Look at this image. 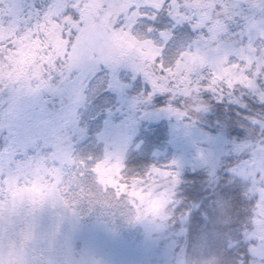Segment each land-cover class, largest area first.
<instances>
[{
    "label": "snow or ice",
    "instance_id": "1",
    "mask_svg": "<svg viewBox=\"0 0 264 264\" xmlns=\"http://www.w3.org/2000/svg\"><path fill=\"white\" fill-rule=\"evenodd\" d=\"M222 4L223 7L216 4L212 18L208 19L206 12L198 10L195 0H0V92L17 98L24 96L25 88L35 98L59 94L76 130L59 140L72 160L63 187L66 208L75 213L85 199L90 205L105 206L107 201L111 207H130V193L146 192L157 185V190L164 188L170 192L169 223L173 227H181L185 222L206 226L215 217L217 202L229 204L233 210H245L242 220L255 215L260 197L248 195L251 181L237 182L238 163H218L200 177L194 173L188 203L181 192L186 181L177 161L171 162L174 170L152 165L137 173L129 168V153L143 146V141L133 145V136L110 139L107 133L100 132L96 140L102 148L101 155L77 151L78 145L88 141L80 112L89 103L88 88L94 81H101L97 98L108 92L123 96L139 85L134 106H151L154 100L161 105L153 112H145L146 118H188L192 112L208 110L206 96L218 102L227 97L247 109V95L264 107V68L258 74L248 70L246 85L220 79L207 67L184 70L194 52L211 54L229 43L253 47L264 60V39L245 41L248 20L257 14L264 17V0L259 11L248 0H238V5L236 0H222ZM216 23L224 27L219 37L214 31ZM25 56H31V64L26 77L21 79L16 72ZM243 118L251 125L246 131L258 130L259 143L264 145V113ZM11 136L9 129L0 128V137L10 140ZM56 148L57 144L52 143L20 149L7 144L0 149V208L10 199V181L20 167L37 160L52 166L56 163ZM238 153L239 163L255 166L252 152ZM199 158L204 160L202 152ZM101 166L114 169L111 180L115 187H109L107 193H102L97 183ZM210 175L213 187L208 186ZM256 177L260 187H264L259 171ZM234 227L241 231L236 235V243L227 246L228 253H235L237 264H252L256 259L249 252L252 242L244 243L241 239L247 225ZM46 260L47 252L38 243L28 248L26 264H46ZM0 264H4L3 256ZM70 264L77 261L71 260ZM258 264H264V259Z\"/></svg>",
    "mask_w": 264,
    "mask_h": 264
},
{
    "label": "trees",
    "instance_id": "2",
    "mask_svg": "<svg viewBox=\"0 0 264 264\" xmlns=\"http://www.w3.org/2000/svg\"><path fill=\"white\" fill-rule=\"evenodd\" d=\"M202 1H204L202 6L204 11L207 12V18L211 19L213 8L210 6L207 10L204 6V3L210 0ZM222 25V23H216L214 25V31L217 37L224 31ZM232 30L237 31L236 27H233ZM240 50L241 44L239 43H229L219 49H214L211 54L198 50L195 56L197 60H188L184 70L186 72L192 71L193 69L196 71L201 67H207L220 79L232 81L234 84L243 83L246 85L247 80L236 82L232 79V75H229V73H232L230 71L228 72L229 64H232L229 63V60L242 61V63H239L240 65H244L246 60H256L253 56L246 59V52L248 50L244 48L243 53ZM219 61L222 62L220 65H217ZM254 63L255 61H251L250 65ZM30 64L27 63L25 67L21 68L23 76L21 75L18 78L23 79L26 77ZM26 90L27 88H25L24 96L19 98L9 92H3V100L8 97L9 99L8 103L0 104V128L9 129L12 136L10 140L0 137V149L4 148L7 144H11L12 147L20 149L25 146L38 148L52 143H56L58 148L59 140L67 132L76 131L70 124V117L67 114L60 121L57 120L55 122L59 128L58 131L52 132L49 135L44 134L38 138L34 137L29 145L23 144L22 140L25 133L20 126V120L18 119V124L17 122H12V119L7 117V115L14 117L17 113L22 118H27V121L31 123L30 119L33 116L30 118L29 116L34 111V107L32 106L34 100L32 97L27 96L28 93ZM139 90L140 86L138 85L137 88L132 89L123 96L108 92L97 98L100 90L90 95L89 103L80 112V116L82 117L81 123L87 127L88 141L85 145H78L77 151L80 152L83 150L85 153L91 152L96 156L101 155L102 148L96 140V136L100 132L107 133L110 139L133 136V145L139 141H143V146L139 151L133 150L129 153V168L137 173L145 171L152 165L174 170L175 166L171 162L173 160L177 161L186 181L181 192L183 197L188 200V203H191L189 185L192 182L194 173L195 176L200 177L204 175L208 168L218 163H238L235 173L236 176L240 177V181L237 182L251 181L248 195L258 194L260 197V205H264V187H260L256 177V172L259 171L261 173L260 179H264V165L256 160V157L259 156V153H256L261 148V144L259 143L260 133L258 130L246 131V128L251 129V125L248 120L243 118L244 116L264 113V107L258 102H253L247 95L244 97V102L248 104L247 109L230 102L227 97L224 98L223 102H218L214 98L206 96L205 99L209 100L207 111L199 113L192 112L188 118L179 121L175 117L160 115L158 120L155 121V117L146 118L144 113L153 112L161 105L154 100L151 106H134V97ZM238 94L239 89L237 90ZM36 104L35 121L39 124L43 117H52L53 114L59 113V107L61 105L67 106L59 94L51 93L40 97L39 101H36ZM17 106L20 108L19 113L16 108ZM4 107L11 111L4 112ZM3 114H5V117H3ZM176 121L182 122L184 125L197 122L198 124L195 126L203 129L213 138L223 134L228 138L224 146L225 153H221L216 163L213 164L209 161V155H205L204 160L198 162L201 159H198L195 153H189L188 155L191 161L184 163L182 158L174 154H165L161 151L162 146L168 145L170 142L178 141L180 139V133L184 131L182 128H176ZM242 125L245 127H241ZM133 132L134 135H131ZM199 140L201 139L199 138ZM237 144L241 146L244 144L242 151H234L239 146ZM201 145L204 146L205 143L202 142ZM213 147L216 146L213 145ZM244 151L253 153L255 166L248 162L239 163L240 154L238 152ZM230 152L232 153L231 156L228 155ZM113 171L114 169L111 167L104 166H101L97 170V175L101 177L100 188L102 193H107L109 187H115L111 180ZM208 186H214V179L211 175ZM157 189L158 186L154 185L146 192L135 191L130 193V198L134 195V204L132 205L130 214L136 218L142 227L148 230L151 240L157 241L158 250H163L166 253L165 258L162 260L163 264H165V260L169 259L173 260V264H237L235 253H228L227 246H233L236 243V235L241 230L234 226L238 224L247 225L243 230L241 239L244 243L252 242L249 252L256 258L252 264H257L260 259H264V234L260 230L261 226L264 227V215H262V210L260 211V205L256 209L254 216L247 220H242L241 213L245 210H233L231 205L217 202V207L214 209L215 217L206 226H198L195 223L185 222L181 227H173L169 223L172 215V211L168 207L171 203L170 192L165 189L164 195L166 197L164 199L166 201L154 204L152 202L154 193L160 194ZM150 199L152 205L150 204Z\"/></svg>",
    "mask_w": 264,
    "mask_h": 264
},
{
    "label": "rangeland",
    "instance_id": "3",
    "mask_svg": "<svg viewBox=\"0 0 264 264\" xmlns=\"http://www.w3.org/2000/svg\"><path fill=\"white\" fill-rule=\"evenodd\" d=\"M24 2L28 3L29 0ZM203 2L195 0V5L204 11ZM236 2L238 5V0ZM248 2L258 11L261 9V0H248ZM217 3H221L223 7L222 0H210L205 2L204 6L207 10L211 6L214 11ZM249 39H264V17L257 14L248 20L245 41ZM244 48L248 50L246 59L253 56L256 60H246V63L242 65L243 68L239 63L229 64L228 72L232 73L233 80L236 82L248 81L249 77L245 75L248 70L252 69L254 74H258V70L264 68V60L256 54V49L241 45L242 53ZM195 56L196 52L189 61L197 60ZM251 61L255 63L250 65ZM30 62L31 56H25L20 61L16 72L17 77L23 76L21 68ZM221 62L219 61L217 65ZM100 86L101 81H94L88 88V96L100 90ZM4 93L0 92L1 105L8 103L9 97L5 100L2 98ZM27 96L34 100L32 103L34 111L29 116V118L33 116L30 119L31 123L27 121V118L17 115L15 111L16 116L7 115L12 122L19 124L18 119L20 120V126L25 133L22 140L24 145H29L34 137L38 138L58 131L59 128L55 122L60 121L66 114L69 116L67 106L61 105L59 113L53 114L52 117H43L39 124L35 121L36 101H39V98L29 94ZM5 107L4 112L11 111ZM16 108L19 113V106ZM157 120L158 117H155V121ZM178 121H176V128H182L184 131L180 133L178 141L162 146L161 151L165 154H174L186 163L191 161L189 153H195L200 159L199 154L202 152L203 156H210L209 161L213 164L221 153H225L224 146L228 138L223 134L213 138L203 129L197 128L195 126L197 122L184 125ZM131 135H134V132ZM202 142L205 143L204 146L201 145ZM243 146L244 144L237 146L234 151H242ZM258 153L256 160L264 165V145H261L256 154ZM53 159L56 163L52 166H49L50 162L46 163L43 160L23 164L10 181V199L3 208H0V256H3L4 264H26L27 250L34 243H38L47 252L46 264H70L71 260H76L77 264L79 262L82 264H160L161 262L163 264L162 260L166 253L158 250L157 241H152L148 230L130 214L134 195L127 202L131 205L130 207H111L107 205V201L104 202L105 206L90 205L85 199L74 213L64 204L65 172L71 167L72 160L70 153L61 142ZM97 183L101 186L100 175H97ZM165 191L164 188H160V194L154 193L152 202L154 204L165 202ZM152 202L150 199L151 205ZM261 210L264 215L263 204L260 205ZM260 230L264 234L263 226ZM165 261V264H173L171 259Z\"/></svg>",
    "mask_w": 264,
    "mask_h": 264
}]
</instances>
